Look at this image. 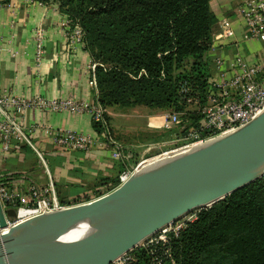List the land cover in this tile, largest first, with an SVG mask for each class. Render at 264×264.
Returning a JSON list of instances; mask_svg holds the SVG:
<instances>
[{
	"label": "trees",
	"instance_id": "1",
	"mask_svg": "<svg viewBox=\"0 0 264 264\" xmlns=\"http://www.w3.org/2000/svg\"><path fill=\"white\" fill-rule=\"evenodd\" d=\"M32 1L54 2L82 28L84 47L96 63L100 106L142 105L182 117L166 134L148 139L155 142L199 128L212 74L211 0ZM92 122L97 134L109 131L107 113ZM110 181L108 191L118 184L117 177ZM184 224L165 241L128 252L129 264H264V176L193 212Z\"/></svg>",
	"mask_w": 264,
	"mask_h": 264
},
{
	"label": "water",
	"instance_id": "2",
	"mask_svg": "<svg viewBox=\"0 0 264 264\" xmlns=\"http://www.w3.org/2000/svg\"><path fill=\"white\" fill-rule=\"evenodd\" d=\"M148 160L97 198L14 225L15 209L0 200V264H112L263 177L264 108L233 130Z\"/></svg>",
	"mask_w": 264,
	"mask_h": 264
},
{
	"label": "crops",
	"instance_id": "3",
	"mask_svg": "<svg viewBox=\"0 0 264 264\" xmlns=\"http://www.w3.org/2000/svg\"><path fill=\"white\" fill-rule=\"evenodd\" d=\"M244 1H210L216 19L208 51L212 65L211 76L216 73L214 59L218 56L228 61L238 53L249 63L264 59V44L258 39H246L244 36L246 28L239 12ZM64 16L54 2L9 0L0 7L1 90L24 98L40 95L97 102V90L88 84L91 55L84 44L67 47L61 25ZM223 19L230 22L232 34L229 36L222 33ZM38 28H43L44 32V52L40 65L34 59L35 33ZM113 109L118 108H107V114L114 133L118 128L112 123L111 115L115 113ZM16 117L24 126L41 122L54 128L72 129L97 136L92 119L86 113L26 110ZM33 138L44 154L47 170L29 146L22 145L14 152H0V185L18 187L25 193L31 186L40 192L46 190L50 200L59 206L83 203L108 192L113 186L110 180L118 179L124 168L132 165L133 155L145 145L143 138L134 142H121L122 156L114 159L110 148L96 145L88 151L64 152L55 148L39 132Z\"/></svg>",
	"mask_w": 264,
	"mask_h": 264
},
{
	"label": "built area",
	"instance_id": "4",
	"mask_svg": "<svg viewBox=\"0 0 264 264\" xmlns=\"http://www.w3.org/2000/svg\"><path fill=\"white\" fill-rule=\"evenodd\" d=\"M5 3V0H0V7ZM239 12L246 28L245 38L258 39L264 44V0H245ZM61 25L68 48L84 44V32L78 23L72 21L68 16H64ZM221 25L224 36L232 34L229 21L223 19ZM43 36V28H38L35 33L36 51L34 55L37 65H40L43 57ZM95 67L96 63L92 61L89 65L88 84L97 90ZM214 67L216 73L208 78L209 89L206 103L200 109L203 118L199 128L189 130L186 134L174 139L172 143L174 147L166 148L159 154L193 146L233 130L251 120L264 108V59L256 63H249L236 53L228 61L222 57H216ZM181 92L185 93L186 89H182ZM188 102H191V99ZM26 110L86 113L95 121H102L104 114L107 113V110L97 102L93 103L74 97L47 98L40 95L24 98L0 89V152H14L18 151L22 145L29 146L47 170L44 154L38 149L33 138V135L39 132L60 151H88L98 145L110 148L111 157L114 159H120L122 156V146L109 137L108 132L93 137L72 129L54 128L41 122H33L29 126H24L17 120L16 115ZM161 117L163 129H171L180 122L179 116L174 112H164ZM177 143L179 144L177 145ZM155 145L161 146L159 143L148 146L153 148ZM148 159L150 158L142 159L135 165L124 168L118 176L117 186L127 180L134 168L141 166ZM46 192V190L40 192L31 186L25 193L18 187L8 188L5 185H0V200L3 206L15 209L16 213L15 217L8 219V224L14 225L44 211L65 207L50 200ZM184 223L185 221L172 228V231L177 233L184 227ZM166 231H168L167 228L162 230L163 233ZM166 238L165 234L158 238H151L146 245L157 240L165 241ZM132 260L133 256L126 253L112 264H129Z\"/></svg>",
	"mask_w": 264,
	"mask_h": 264
},
{
	"label": "rangeland",
	"instance_id": "5",
	"mask_svg": "<svg viewBox=\"0 0 264 264\" xmlns=\"http://www.w3.org/2000/svg\"><path fill=\"white\" fill-rule=\"evenodd\" d=\"M114 108H118L117 110H114L115 113H112L111 117L113 118L112 123L116 125L118 128L114 133L109 129L108 133L114 139L115 137L118 139L115 140L118 144L122 146V143L125 141H132L139 140L140 138H143L145 145L143 147H140L139 152L133 155L132 158V165H135L137 162H139L142 159L151 158L154 155H158L161 153V151H164L166 148L174 147L173 140L176 138L181 137V135H176L174 138L172 135H166L162 140L159 142H155L153 140H148L155 138L157 135L160 134H166L164 132V129L162 127V113L164 111L160 109H149L148 107L139 105L135 107H127L122 108L119 106H114ZM112 110V109H110ZM109 115V114H108ZM180 120H182V117H180ZM113 128V127H112ZM122 142V143H121ZM159 143L161 146L155 145L153 148H149V144H155ZM147 144V145H146ZM179 143H177L178 145ZM149 148V149H148ZM127 149V148H125ZM145 149V150H144ZM142 150V152L140 151ZM144 150V152H143ZM129 153H132V151H129ZM193 218V213H190L186 215L185 217L181 218L176 224L167 226L166 228L168 231L166 233H163L162 230L157 233L155 236L151 238H158L160 235H166L168 232L172 231V228L180 225L183 221L189 220ZM165 229V228H164ZM150 238V239H151ZM149 240V239H148ZM147 242L142 243L140 246L146 245Z\"/></svg>",
	"mask_w": 264,
	"mask_h": 264
},
{
	"label": "bare ground",
	"instance_id": "6",
	"mask_svg": "<svg viewBox=\"0 0 264 264\" xmlns=\"http://www.w3.org/2000/svg\"><path fill=\"white\" fill-rule=\"evenodd\" d=\"M149 160H147L146 162H148ZM76 238H78V237H74V239H76Z\"/></svg>",
	"mask_w": 264,
	"mask_h": 264
}]
</instances>
